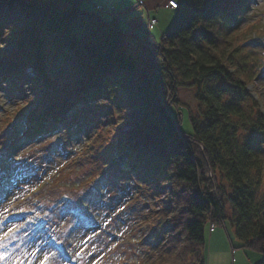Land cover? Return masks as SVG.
I'll return each instance as SVG.
<instances>
[{"label": "trees", "instance_id": "1", "mask_svg": "<svg viewBox=\"0 0 264 264\" xmlns=\"http://www.w3.org/2000/svg\"><path fill=\"white\" fill-rule=\"evenodd\" d=\"M178 3L159 45L143 43L134 54L126 37L135 29L126 28L115 8L85 0H0V81L34 72L29 82L44 109L24 139L69 125L76 131L80 120L66 113L79 103L106 97L119 108L115 137L101 144L94 166L114 167L118 178L137 174L154 188L169 184L152 215L159 247L147 264H206V226L226 219L243 247L261 252L254 264H264V198H258L264 164L257 148L264 139V60L252 46L264 41V23L243 25L256 0ZM59 60L75 76L68 91L48 76V64ZM178 77L195 87L202 107L200 115L189 114L192 132L170 110L179 105ZM246 97L252 112L242 105ZM242 125L252 132L243 140ZM217 175L230 184L231 217Z\"/></svg>", "mask_w": 264, "mask_h": 264}, {"label": "rangeland", "instance_id": "2", "mask_svg": "<svg viewBox=\"0 0 264 264\" xmlns=\"http://www.w3.org/2000/svg\"><path fill=\"white\" fill-rule=\"evenodd\" d=\"M146 4L141 5L144 21L139 30L146 34L147 26L151 29V18H156L157 24L151 34L160 40L159 28L164 31L170 28L174 10L162 9L161 4L151 9ZM254 7L255 11L243 25L264 23V0H256ZM113 8L114 5H110L108 10ZM149 10L151 16L148 18ZM131 33L135 35L133 30ZM155 42H152L153 46ZM143 43L149 44L144 36L126 37V47L134 54L142 50ZM252 46L264 60V41L254 42ZM31 76L0 81V191L2 185L6 191L0 192V221L6 218L9 226L24 225L11 238L0 239L5 256L0 264H19L20 261L22 264H41L44 256L49 257L47 264H147L159 247L160 231L151 225L153 211L165 201L169 184L154 188L143 184V179L134 173L118 178L111 167L101 178L106 183L100 184L99 192L89 190L90 182L97 180L102 172L97 166L103 154L104 145L101 144L115 137L113 123L117 121L119 108L106 97L88 104L79 103L66 113L69 119L78 117L80 120L76 122L78 126L75 124L76 135L69 136L65 128L60 127L55 132L46 131L40 136L24 139L27 121L44 109L38 104L39 90H33V84L29 82ZM48 76L52 84L64 87L66 91L74 86L75 76L63 60L48 64ZM181 81L177 88L180 113L175 105H171L170 110L181 121L182 130L192 132L189 114L200 115L202 107L196 98L195 87L189 81ZM213 82L219 83V80ZM234 96L227 94L229 98ZM252 96L256 97L254 92ZM99 104L103 106L99 107ZM261 104L264 106V97ZM242 105L252 112L248 97L242 98ZM90 110L94 111L92 119H89ZM101 131L102 135L92 142L93 134ZM251 133L246 126L239 129L241 140ZM257 148L264 164L263 138L259 139ZM75 156L83 162L77 161ZM217 178L227 193L224 213L231 217L234 210L228 200L230 184L219 175ZM261 180L259 199L264 198V165ZM139 185L146 189H139ZM66 201L72 207L82 208V213L88 216L87 221L72 218L64 210ZM5 208L10 211L5 212ZM215 227L226 236L227 248L219 249L215 243L211 246L208 223L206 264H254L261 259L260 251L241 245L228 219L225 224ZM73 257L74 263L70 260Z\"/></svg>", "mask_w": 264, "mask_h": 264}, {"label": "crops", "instance_id": "3", "mask_svg": "<svg viewBox=\"0 0 264 264\" xmlns=\"http://www.w3.org/2000/svg\"><path fill=\"white\" fill-rule=\"evenodd\" d=\"M145 1V4L149 8L155 7L157 4H161L162 9H167V10H174V8H171L167 5L168 0H143L142 2ZM87 5L91 6L93 8L96 7V5H99L100 7L106 9L110 5H114L115 10L121 12V20L124 23L125 26H130L134 28V34L132 36H144L146 37V40L148 43L153 42L154 40H157L154 35L151 34V31L148 30V26L146 28V34H141L139 28L143 27L142 22L144 21V15H143V8L142 6H145L144 3L141 2V0H86ZM140 3V4H139ZM142 5V6H141ZM147 17L149 18L151 16L150 10L147 13ZM174 16V13L171 16V20L173 19L172 17ZM159 33L161 35L166 31L160 30L159 28ZM150 33V35H148ZM160 35V36H161ZM209 239L211 242V246L215 243L219 249L222 248H227V239L225 238L226 236L222 231L214 227L213 229L209 230Z\"/></svg>", "mask_w": 264, "mask_h": 264}, {"label": "snow or ice", "instance_id": "4", "mask_svg": "<svg viewBox=\"0 0 264 264\" xmlns=\"http://www.w3.org/2000/svg\"><path fill=\"white\" fill-rule=\"evenodd\" d=\"M174 7H179V3H178V0H177V3L173 4ZM5 212H9L10 210L5 208L4 209ZM28 211H31V209H29ZM37 216H39V214H37ZM21 227H24L23 224L21 225H11L9 226L7 223H6V218L4 221H0V233H2V235H0V239H3V238H11L12 235H15ZM7 229L6 231H4V229ZM5 256L3 254H0V260L4 259ZM49 257L48 256H44L43 257V260L41 261V264H47V261H48Z\"/></svg>", "mask_w": 264, "mask_h": 264}, {"label": "built area", "instance_id": "5", "mask_svg": "<svg viewBox=\"0 0 264 264\" xmlns=\"http://www.w3.org/2000/svg\"><path fill=\"white\" fill-rule=\"evenodd\" d=\"M175 3H177V0H168V2H167V5L169 6V7H172V8H176V7H174L173 6V4H175ZM112 11L114 10V8L113 9H111ZM117 13V15H119L118 13L119 12H115L114 14H116ZM120 16V15H119ZM152 20H151V28H153L154 27V25H156L157 24V19L156 18H151ZM156 45V44H155ZM155 45L153 46V47H155Z\"/></svg>", "mask_w": 264, "mask_h": 264}]
</instances>
